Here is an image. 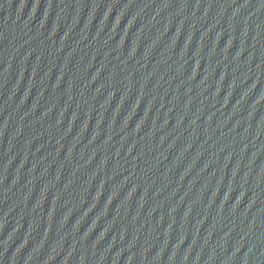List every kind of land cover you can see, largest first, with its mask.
Listing matches in <instances>:
<instances>
[{"label":"water","instance_id":"water-1","mask_svg":"<svg viewBox=\"0 0 264 264\" xmlns=\"http://www.w3.org/2000/svg\"><path fill=\"white\" fill-rule=\"evenodd\" d=\"M0 264H264V0H0Z\"/></svg>","mask_w":264,"mask_h":264}]
</instances>
